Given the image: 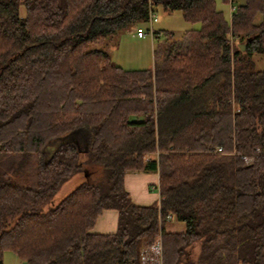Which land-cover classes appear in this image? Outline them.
<instances>
[{
    "label": "trees",
    "instance_id": "obj_1",
    "mask_svg": "<svg viewBox=\"0 0 264 264\" xmlns=\"http://www.w3.org/2000/svg\"><path fill=\"white\" fill-rule=\"evenodd\" d=\"M156 8L198 28L164 32L151 69L93 47ZM261 55L264 0H0V264H142L156 239L162 264H264ZM128 173L156 174L157 202ZM103 209L116 229L91 233Z\"/></svg>",
    "mask_w": 264,
    "mask_h": 264
},
{
    "label": "rangeland",
    "instance_id": "obj_2",
    "mask_svg": "<svg viewBox=\"0 0 264 264\" xmlns=\"http://www.w3.org/2000/svg\"><path fill=\"white\" fill-rule=\"evenodd\" d=\"M217 10L221 11L224 18L228 21L230 17V5L222 4L217 1ZM156 22L149 27L148 23H143L139 27L145 31L144 38L138 39L135 35L136 27L131 26L123 31L116 33L111 38L103 42L96 43L93 47L105 51L112 63L123 70H145L151 69L156 56L154 51L159 55L162 51L158 45L165 39L164 32L171 33L172 37L168 38L167 42L178 46L181 41L179 37L187 31L198 28L197 24H187L183 21L180 12L166 13L161 8H156L153 12ZM149 28L153 33L158 34L157 38H151ZM254 66L258 70H264V55L253 56L251 58ZM88 143V142H87ZM96 175L91 176L92 181L96 180ZM80 182V177L75 176L69 182L63 185L57 195L67 193ZM196 251L194 252V254ZM14 253L11 251L3 252V264H12ZM11 257V258H10ZM15 258V257H14ZM19 262V261H18Z\"/></svg>",
    "mask_w": 264,
    "mask_h": 264
},
{
    "label": "crops",
    "instance_id": "obj_3",
    "mask_svg": "<svg viewBox=\"0 0 264 264\" xmlns=\"http://www.w3.org/2000/svg\"><path fill=\"white\" fill-rule=\"evenodd\" d=\"M156 185V174L128 173L123 177L124 190L129 194L130 199L134 203L140 205L157 202L159 195L156 192ZM116 219L117 213L115 210L103 209L100 215L95 219L90 232L96 234L113 233L116 229ZM164 227L168 231H180L183 225L169 218ZM13 255V258L10 257L12 259V264H22L21 260L15 254Z\"/></svg>",
    "mask_w": 264,
    "mask_h": 264
},
{
    "label": "built area",
    "instance_id": "obj_4",
    "mask_svg": "<svg viewBox=\"0 0 264 264\" xmlns=\"http://www.w3.org/2000/svg\"><path fill=\"white\" fill-rule=\"evenodd\" d=\"M148 24L149 27H151L152 23L156 22V18L154 17V14L152 12L149 13L148 16ZM145 31L140 28L136 27L135 29V35L138 39L144 38ZM149 35L151 38H153V34L151 32V29L149 28ZM219 152V150H217ZM140 261L142 264H162L161 262V244L159 239H156L153 244L148 246V248L141 254Z\"/></svg>",
    "mask_w": 264,
    "mask_h": 264
},
{
    "label": "water",
    "instance_id": "obj_5",
    "mask_svg": "<svg viewBox=\"0 0 264 264\" xmlns=\"http://www.w3.org/2000/svg\"><path fill=\"white\" fill-rule=\"evenodd\" d=\"M240 49H241V50H243V47H242V46H240ZM60 141H61V143H63V140H60Z\"/></svg>",
    "mask_w": 264,
    "mask_h": 264
}]
</instances>
